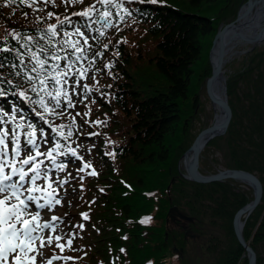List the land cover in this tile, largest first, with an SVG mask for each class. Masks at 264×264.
<instances>
[{
	"label": "trees",
	"instance_id": "trees-1",
	"mask_svg": "<svg viewBox=\"0 0 264 264\" xmlns=\"http://www.w3.org/2000/svg\"><path fill=\"white\" fill-rule=\"evenodd\" d=\"M244 1L157 0L153 4L132 0L124 5L132 15L118 28L106 29L98 40L91 39L97 32L89 33L83 27L84 18L72 15L87 7V2L61 4L53 11L60 20L70 17L64 30L71 31L76 25L89 35L93 46L87 56L89 60L95 57V63L88 75L102 78L90 87L86 99L83 85L92 77L82 80L84 108L98 105L104 110L95 119L84 117L87 127L79 125L76 137L87 145L83 147L87 156L81 160L69 152L56 157L57 162L79 166L81 175L78 201L64 217V243L71 238L72 246H66L63 253L65 257L72 251L79 253L70 264H248L233 229V216L253 198L252 188L233 178L198 182L178 173V160L198 133L193 128L202 108L205 79L211 73L208 52L213 36L220 21L236 15ZM28 9H17L14 14L0 5V19L8 16L6 23H0V46L6 32L13 29L34 36L38 45L45 44L39 39L40 32L57 19L33 15L36 12ZM38 17L43 19L37 22ZM58 31L56 40L62 38V30ZM9 41L18 47L11 37ZM104 45H108L106 50ZM96 52L103 55L95 56ZM236 53L224 71L232 116L226 131L202 149L199 169L213 173L240 168L259 177L262 196L245 219L243 235L256 253V264H264V41ZM109 63L112 67L105 68ZM10 73L7 65L0 69V76L13 79L20 87L0 84L4 92L0 95V127L9 133L16 129L23 145L27 125L32 124L37 142L45 149L41 152L57 140L65 146L62 151L72 148L69 139L52 131L60 124L48 117L51 114L19 95L27 90L29 97L38 100L30 86ZM84 163L91 167L81 172ZM70 168L54 170L60 176L56 180L68 177ZM93 170L97 175H88ZM172 210L185 215L184 222L178 219L170 224ZM145 218L151 219L140 223Z\"/></svg>",
	"mask_w": 264,
	"mask_h": 264
},
{
	"label": "snow or ice",
	"instance_id": "snow-or-ice-1",
	"mask_svg": "<svg viewBox=\"0 0 264 264\" xmlns=\"http://www.w3.org/2000/svg\"><path fill=\"white\" fill-rule=\"evenodd\" d=\"M83 2L84 0H62V3L69 5L83 4ZM126 2L130 3L132 0H93V3L72 15L84 18L83 27L89 33L97 32L99 35L92 36L91 39L98 40L105 36L106 29L118 28L119 23L123 22L126 16L132 15V12L124 7ZM147 2L155 4L157 0H147ZM15 3L32 8L34 12L43 11L42 8L35 7L38 3L55 6V0H5L4 6ZM112 9H116L115 13ZM53 16V12L47 13L48 18ZM42 19L38 17L37 22ZM56 19V24H49L42 32L37 30L40 32L39 39L45 41L44 45H38L36 38L32 35L15 29L7 31L2 38L3 45L0 46V69L6 65L9 66L10 74L23 79L30 86V91L39 97L38 100L33 99L27 95V90H25L19 92L22 98L38 104L45 112L63 115L66 109L60 113H55V109L61 107L62 99L67 108L75 107L69 94V88H71L72 94H81L77 93L76 89L80 87V81L87 78L88 71L94 66L95 57L89 60L87 56L88 50L93 45L89 43V35H85V31L81 27L72 25L71 31L64 30L65 25L70 23V17L66 16L63 20H60L59 17ZM94 25H99V27H93ZM58 29L62 30V38L56 40V37L61 34ZM72 36H77L79 39L73 40ZM9 37L16 42L18 47L11 45ZM107 47L108 45H104L105 50ZM61 52L64 55H60ZM4 54H8V56ZM102 55V52L95 53V56ZM85 60L88 61L87 67L81 63ZM62 61L63 63H61ZM111 67L110 63L105 64V68ZM73 77H75V83L69 85L68 81ZM92 79L95 80V75L92 76ZM0 84L20 87L13 83V79L4 76H0ZM91 91L89 85H83L82 94L85 99ZM3 94V89H0V95ZM45 97L48 98L47 103ZM50 104L53 105L51 109L49 108ZM88 114V112L84 113L85 116ZM76 115L78 116L80 113H76ZM71 120L74 125L75 116H72ZM92 123L106 122L94 121ZM21 127L23 126L16 125V128ZM27 128L29 131L24 133L25 140L22 145L20 134L16 129L9 133L7 129L0 127V264H37V257H43L41 249L52 245L53 241H55V247L60 251H64L66 246L69 249L72 246L71 238L67 239L65 243H61L60 241L64 239L61 235L49 234L46 237L41 235L45 229H49L53 233L56 232L59 226L56 222H62L61 218L57 216L45 220L41 216V212L45 209L51 210L55 205L61 203L60 199L55 198L57 189L53 187V183H58L60 186L67 183L66 179L58 181L51 179L50 172L52 170L63 171L66 167L63 162L57 163V155L63 156L70 152L72 156L76 157V150L68 148L67 151H62L65 146L57 140L47 152H41L36 138V129L32 124H28ZM65 128L68 129L66 135ZM52 131L64 140H68L72 136V127L68 125L53 127ZM40 134L43 135L42 129ZM91 135H97V133ZM25 148L27 155L22 156ZM40 157H44V159H39ZM77 159L82 160V157H77ZM46 160L50 161V167L46 165ZM89 167H91L90 163H84L79 171L83 172ZM5 169L8 171L6 172ZM88 175H97V173L93 170ZM82 179L83 177H81ZM41 180L44 182L43 186L38 183ZM33 206L35 210H33ZM81 215L84 219H88L87 213ZM150 219H142L140 223H148ZM78 227L82 230L84 225L81 224ZM121 251L124 250L121 249ZM57 259H71V257L62 258L53 255L44 261V264H52L53 260Z\"/></svg>",
	"mask_w": 264,
	"mask_h": 264
},
{
	"label": "water",
	"instance_id": "water-1",
	"mask_svg": "<svg viewBox=\"0 0 264 264\" xmlns=\"http://www.w3.org/2000/svg\"><path fill=\"white\" fill-rule=\"evenodd\" d=\"M262 41H264V0H246L239 6L236 15L225 17L220 21L208 52L211 73L205 80L206 94L214 111L212 121L199 130L181 155L184 173L180 172V174L186 179L210 182L233 178L247 183L252 188L253 198L238 208L233 216V229L245 250L248 264H256V253L244 238L243 226L246 217L260 202L262 183L255 173L240 168H223L213 173H203L199 170V156L209 140L226 131L232 116L226 92L225 64L236 52L234 48L238 43L255 46ZM173 180L174 178L171 179ZM179 214L186 218L185 215ZM174 250L177 251L175 246Z\"/></svg>",
	"mask_w": 264,
	"mask_h": 264
},
{
	"label": "rangeland",
	"instance_id": "rangeland-1",
	"mask_svg": "<svg viewBox=\"0 0 264 264\" xmlns=\"http://www.w3.org/2000/svg\"><path fill=\"white\" fill-rule=\"evenodd\" d=\"M84 2H87V6H88L91 2L93 3V0H90V1L84 0ZM61 4L65 5V3H62V0H55V6L54 7L51 4L38 3L35 5V7L42 8L43 11H39L40 13L38 11H36V14H33V15L42 14L43 16H45V19H47V12H53L54 10H57L58 9L57 6L61 5ZM0 5L3 9L10 10L14 14H15V11L17 9H27V7L21 8L15 4H9V6H4L5 0H0ZM28 10L33 11L32 8H29ZM53 17L57 18L58 15L54 14ZM7 18H8V16L1 17L0 23H6ZM0 26H1V24H0ZM81 43H82V41H81ZM89 43H91L90 39H89ZM246 46H247V44L238 43L234 49L236 51H237V49H238V51H240L242 47H246ZM238 51H237V53H238ZM82 64L85 67L88 66V64H84V63H82ZM90 70H91V68H90ZM90 70L88 71V73L90 72ZM88 73H87V76L89 78H91L93 75L89 76ZM101 79H102L101 76L97 75V76H95V80H93V79L88 80L84 84H87V85H89V87L93 88L94 86H92V85L97 84V82H99ZM68 83H69V85H73L75 83V77L70 79L68 81ZM82 84H83V82L81 80L80 81V87L76 89L77 93H81ZM204 88H205V85H204ZM69 94L71 95L72 102L74 103L75 107L74 108H67V105L61 101V107L55 109V113H60L66 109V111H64V114L63 115L51 114L48 117L60 125L71 126L72 127V136L69 138V143L72 145V149L76 150V155H78V157L87 156L88 152H87V150H85L83 148L84 146H87V145H84L76 137L77 132H79V130H80L79 125H80V123H85L86 120L84 119V117L88 118V119H95L97 114L104 111V110L98 105H89V107L84 108V103H86V100H81V94L80 95L72 94L71 88H69ZM201 100H202V102H201L202 108H201V110L198 111L199 112L198 117L195 121L194 128H193L194 133L198 132L200 130V128H202L206 124H209L212 121V117H213V113H214L213 108L210 104V101L208 100V98L206 96V91H205V93H202ZM83 108H84V113H86V112L89 113L87 116L84 115ZM76 113H80V115L77 116ZM72 116H75L76 122L74 125L72 124V120H71ZM87 126H88V123H85V127H87ZM65 129L68 130L67 128H65ZM38 144L40 146L39 151L45 150L42 143L38 142ZM10 148H11V146L9 145V151H10ZM22 155H27L26 149L22 153ZM45 163L49 167L51 166L47 160L45 161ZM57 163H60V162H57ZM71 163H72L71 161L64 162V164L67 166V168L73 167L76 169L75 171L73 170V168H70V170L68 169L69 176L63 178V179L67 180V183H65L63 186H60L58 183H53V187L57 189V195L55 198L60 199L61 203L58 205H55L51 210L45 209L41 212V216L45 220H50V218L52 216L60 217L62 220V222H60V221L56 222L59 225L56 232L53 233L49 229H45L44 232L41 233V235H43L45 237L49 234H51L53 236L61 235L64 237V227H65L64 226V217L67 213H70L71 210L73 209L74 204H75L74 201H76V200L78 201L77 198L79 196V186H80L78 176L80 177L81 175L79 173H77L79 166L74 167L72 165H69ZM78 163H80V162L78 161ZM25 167H27V166H25ZM5 171L7 172L8 169H5ZM178 171H179L178 172L179 174H180V172L184 173V166L182 163V157L181 156L178 160ZM53 172H54V170H52L50 172V176H51L52 181H58V180H56L55 177L59 178L60 176H57L58 174H53ZM59 173H61V172H59ZM43 183L44 182L41 183L42 186H43ZM33 210H35L34 206H33ZM178 219H181V222L182 221L184 222V218H182L180 216L179 212H177L176 210H172L171 216H170V224H173ZM60 242L64 243V239ZM41 251L43 252V257H39V256L37 257V264H44V261L51 258L53 255H56V256H59L62 258L65 257L63 251H60L59 248L55 247V241H53L52 245L41 249ZM77 256L79 257V253L72 251V252L67 253V257H71V259L53 260L52 264H64L65 260L67 261L68 264H70V263H73L77 259Z\"/></svg>",
	"mask_w": 264,
	"mask_h": 264
}]
</instances>
